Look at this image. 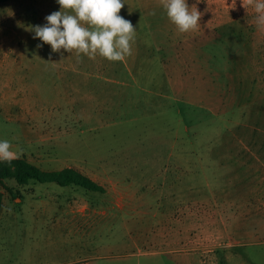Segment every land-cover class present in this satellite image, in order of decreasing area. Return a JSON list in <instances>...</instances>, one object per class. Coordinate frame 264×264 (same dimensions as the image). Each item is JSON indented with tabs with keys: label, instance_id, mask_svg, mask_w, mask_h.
Returning a JSON list of instances; mask_svg holds the SVG:
<instances>
[{
	"label": "rangeland",
	"instance_id": "374dc122",
	"mask_svg": "<svg viewBox=\"0 0 264 264\" xmlns=\"http://www.w3.org/2000/svg\"><path fill=\"white\" fill-rule=\"evenodd\" d=\"M187 2L181 34L125 0L123 62L37 47L56 0L0 3V140L105 190L5 180L0 264H264V30L241 0Z\"/></svg>",
	"mask_w": 264,
	"mask_h": 264
},
{
	"label": "clouds",
	"instance_id": "9594fccd",
	"mask_svg": "<svg viewBox=\"0 0 264 264\" xmlns=\"http://www.w3.org/2000/svg\"><path fill=\"white\" fill-rule=\"evenodd\" d=\"M59 11L45 17L47 23L33 28L34 39L48 44L51 51L75 54L78 58L99 56L109 62H123L132 54L136 28L130 20L119 15L125 0H56ZM168 21L181 34L196 31L201 13L191 10L187 0H159ZM248 11L252 9L256 27L264 30V0H241ZM151 14H155L154 12ZM63 50V51H62ZM10 141L0 140V163H11L20 156ZM11 211V209H6Z\"/></svg>",
	"mask_w": 264,
	"mask_h": 264
},
{
	"label": "trees",
	"instance_id": "16d2710c",
	"mask_svg": "<svg viewBox=\"0 0 264 264\" xmlns=\"http://www.w3.org/2000/svg\"><path fill=\"white\" fill-rule=\"evenodd\" d=\"M10 0H0L6 3ZM15 179L20 185H27L30 181L40 183H56L60 186L77 185L89 191L104 192V188L88 176L72 168L60 171H44L30 163L25 158H18L11 163H0V184L5 185V180Z\"/></svg>",
	"mask_w": 264,
	"mask_h": 264
}]
</instances>
